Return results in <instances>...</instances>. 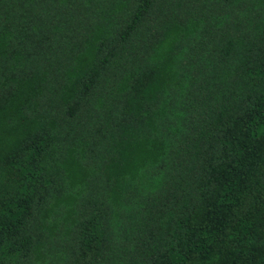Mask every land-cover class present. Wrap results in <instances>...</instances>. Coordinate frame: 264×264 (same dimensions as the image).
Here are the masks:
<instances>
[{"label": "trees", "instance_id": "obj_1", "mask_svg": "<svg viewBox=\"0 0 264 264\" xmlns=\"http://www.w3.org/2000/svg\"><path fill=\"white\" fill-rule=\"evenodd\" d=\"M0 264H264V0H0Z\"/></svg>", "mask_w": 264, "mask_h": 264}]
</instances>
